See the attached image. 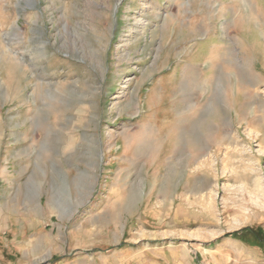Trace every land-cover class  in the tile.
Returning <instances> with one entry per match:
<instances>
[{
    "label": "rangeland",
    "instance_id": "374dc122",
    "mask_svg": "<svg viewBox=\"0 0 264 264\" xmlns=\"http://www.w3.org/2000/svg\"><path fill=\"white\" fill-rule=\"evenodd\" d=\"M257 227L264 0H0V264H264Z\"/></svg>",
    "mask_w": 264,
    "mask_h": 264
},
{
    "label": "trees",
    "instance_id": "16d2710c",
    "mask_svg": "<svg viewBox=\"0 0 264 264\" xmlns=\"http://www.w3.org/2000/svg\"><path fill=\"white\" fill-rule=\"evenodd\" d=\"M250 231L256 236V240L258 244L264 243V233L259 227L251 228V230H248V228L242 229L240 231L233 232L231 235L237 238L238 236H240L241 233H245V232L251 233Z\"/></svg>",
    "mask_w": 264,
    "mask_h": 264
},
{
    "label": "crops",
    "instance_id": "0c3cea01",
    "mask_svg": "<svg viewBox=\"0 0 264 264\" xmlns=\"http://www.w3.org/2000/svg\"><path fill=\"white\" fill-rule=\"evenodd\" d=\"M16 251V250H15ZM22 252V251H21Z\"/></svg>",
    "mask_w": 264,
    "mask_h": 264
}]
</instances>
